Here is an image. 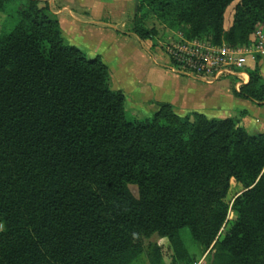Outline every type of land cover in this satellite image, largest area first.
Returning <instances> with one entry per match:
<instances>
[{"label": "trees", "instance_id": "1", "mask_svg": "<svg viewBox=\"0 0 264 264\" xmlns=\"http://www.w3.org/2000/svg\"><path fill=\"white\" fill-rule=\"evenodd\" d=\"M0 13L14 23L0 33V264H163L144 245L154 235L170 244V264H196L183 229L206 254L200 264H264V132L165 103L129 118L108 67L65 44L48 2L0 0ZM149 16L186 40L248 47L264 0H137L132 33L143 42ZM259 61L232 93L264 106ZM232 180L257 182L228 223Z\"/></svg>", "mask_w": 264, "mask_h": 264}, {"label": "crops", "instance_id": "2", "mask_svg": "<svg viewBox=\"0 0 264 264\" xmlns=\"http://www.w3.org/2000/svg\"><path fill=\"white\" fill-rule=\"evenodd\" d=\"M42 1L48 2L51 12L56 15L65 44L75 45L74 47L86 55L89 53L90 55H87L89 58L97 57L108 67L110 88L123 94L125 111L130 112L132 116L151 118L157 112L158 105L162 103L169 104L180 117L196 113L209 119H226L245 112L251 129L257 132L264 131V106L236 98L232 93L233 88L238 90L235 85L240 78L244 81L243 84L248 81L246 73L244 72L242 77L232 76L213 83L204 82L190 75L171 73L166 50L153 47L152 40L143 42L132 33L137 0ZM63 12L68 13V16L64 17L65 23L61 21ZM147 24L148 22L145 23L146 27ZM76 25L78 27L85 25L92 32L90 36L93 40H103L108 47L105 45L100 49H92L88 44L86 46L79 41L76 42L70 36ZM161 27L168 34V40L179 36V32ZM262 29L264 31V27ZM117 45L120 49L115 50L114 47ZM122 48L126 49V55L134 54L141 62L150 58L154 66L134 68L133 64H128L124 58L122 59L119 52ZM254 63L255 61H249L245 69L251 68ZM259 69L264 80V55L260 56Z\"/></svg>", "mask_w": 264, "mask_h": 264}, {"label": "built area", "instance_id": "3", "mask_svg": "<svg viewBox=\"0 0 264 264\" xmlns=\"http://www.w3.org/2000/svg\"><path fill=\"white\" fill-rule=\"evenodd\" d=\"M166 55L169 71L176 75H190L207 83L229 77H242L249 61L264 55V31L258 27L248 47L232 48L212 45L204 40H186L181 34L168 43ZM244 81L236 83L239 88Z\"/></svg>", "mask_w": 264, "mask_h": 264}, {"label": "rangeland", "instance_id": "4", "mask_svg": "<svg viewBox=\"0 0 264 264\" xmlns=\"http://www.w3.org/2000/svg\"><path fill=\"white\" fill-rule=\"evenodd\" d=\"M62 16L63 17L61 18V21H63V23H65L64 22V17L65 16L67 17L68 13L67 12H63ZM84 21H86L85 23H87V19H85ZM3 22H4V15L0 13V33L9 31L12 28V26L14 25V23L11 21V22L7 23L5 26H3ZM146 22H148L147 27L154 32L153 33V39L151 41V44H152L153 47L157 46V47H160L161 49L166 50V47H167L168 43L177 39V37L174 36V37H171L170 40H168L167 39L168 34L165 33V29H163L161 27L162 25L157 23L156 20L152 19L151 17L150 18L148 17ZM118 25H120V23ZM63 26H64V24H63ZM118 27L120 28V26H118ZM90 34H92V32H90V29H87V27L85 25L84 26H79V27L76 25V27L74 28V31H71L70 36L76 42L79 41V42L83 43L86 46L88 44V46L92 47V49L93 48H95V49L99 48L100 49V48H103V46L106 45V42L103 41V40H97V39L93 40V37L90 36ZM93 41H94V43H93ZM115 41L118 42L117 39H115ZM100 42H102V43H100ZM73 46H75V45H73ZM114 49L117 50V49H120V48L117 45V47H114ZM110 51H111V49H110ZM119 52H120V55H121L122 59L124 58L123 60L125 62H127L128 64H133L134 68H152V66H154V64L152 63L150 58L147 59V61L141 62V59L140 58H136V56L134 54L133 55H126V53H125L126 49L123 50V48H122V50H120ZM87 55H90V54L88 53ZM126 114H127V117H129V118H143L142 116H132L131 113L127 112V111H126ZM237 118L240 120L241 125L249 133L257 132L255 130L251 129V125L248 124V119L245 118V116L238 115ZM262 132H264V131H262ZM256 182H257L256 180L255 181L247 180L245 182V188L250 186V185L251 186L254 185ZM245 188H244V186L242 184L236 183L233 180L231 181L229 193H228V195L226 197V200H225L226 203L228 204V207H229L228 214H227L228 223L231 222V221H234L236 219V214L232 211V208H231L232 207V203H233L234 199L245 190ZM130 191L132 192V194L134 196H137L136 187L130 186ZM226 229H227V226L224 225L223 228L221 229V231L218 234V237H217L218 239L222 238V236L224 235V232H225ZM181 235H182L184 244L187 247H189V251H190L191 255L195 256L196 264H200L204 260L206 254L201 256V253H199L193 247V242L191 241V238L189 236V232H188L187 229H183L181 231ZM152 244H156L159 247L163 264H170L171 261H172V258H173V251H172V248H171L170 244L166 240H163V239L159 238L156 235H154L150 239L144 241L145 247H147L148 245H152ZM134 264H136V263H134ZM138 264H149V261L147 260L146 255H143L141 257V259L138 262Z\"/></svg>", "mask_w": 264, "mask_h": 264}]
</instances>
